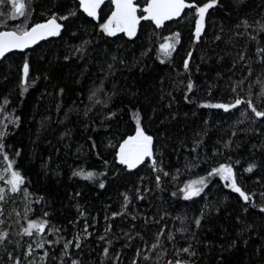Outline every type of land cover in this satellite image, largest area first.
Returning <instances> with one entry per match:
<instances>
[{"label": "snow or ice", "instance_id": "obj_1", "mask_svg": "<svg viewBox=\"0 0 264 264\" xmlns=\"http://www.w3.org/2000/svg\"><path fill=\"white\" fill-rule=\"evenodd\" d=\"M246 2L232 0L238 12ZM108 6H111L110 14L104 12ZM224 7V0H143V6L137 0H107V4L105 0H77L75 6L49 10L50 14H45L47 18L37 22L33 19V0H0V61L17 50L27 57L26 50L35 51L34 46L49 37L61 41L65 37L79 39L81 43L71 45L64 60L84 59L98 39L107 41L123 34L134 42L138 32L143 33L142 21L147 22L153 32L142 46L140 59L133 63L143 73L147 65H140L145 59H158L160 64L176 71L167 88L164 79L159 80V103L171 109L176 100L174 93L181 91L185 102L194 103L198 108L222 110L227 114L225 122L230 121L228 129L214 141L209 137L208 121L183 140L162 137L150 127L151 117L133 102L138 92L129 90L124 99L114 104L120 96L116 74H122L129 64L115 54L105 53L110 60L105 59L100 65L98 82L88 90V104L82 110L69 109L64 113V120L59 122H66L72 112L79 115L82 111L84 117L93 111L103 115L101 124L108 122L113 132L104 146L112 150V163L121 167L116 171L109 160L96 151L104 171L86 170L81 166L71 175L95 183L99 189L131 176L136 180L130 181L131 187L125 185V190L119 193L118 209L105 211L102 234L94 235L89 231L99 224V217L90 219L87 208L79 203L77 217L70 221L77 230L69 233L63 226L52 223L54 210L49 211L47 200L43 196L36 198L30 191L31 178L18 164L21 151H12L7 143L8 137L20 127L21 117L16 114L15 106L9 107L12 101L8 96L0 97V161L3 162L0 168V250L9 264H206L205 257H210L207 264H231L227 254L240 246L247 247L253 234L264 236V4L256 15L244 12L227 29L221 24L217 30L212 15ZM18 18L21 22L10 27L8 21ZM173 25L186 27L189 40L182 43V33L172 30ZM74 27L80 31H73ZM156 30L170 31V34L163 37L154 51L152 42L158 35ZM209 36L213 44H223L233 51L226 53L230 63L227 71H217L209 78L210 82L205 80L201 84L192 79V68L198 72L199 66L190 65V61L194 53L203 61L200 50L209 44ZM181 51L185 56L180 61L181 70H177L175 58ZM217 56L218 63L225 60L224 55L217 53ZM37 79L39 77L30 76V63L25 58L21 67L20 94L34 87ZM201 91L208 97L226 92L230 99L197 103L193 97ZM64 93L65 89L59 88V96ZM129 110L135 126L131 133L120 132V114L127 115ZM155 112L153 108V117ZM41 127H44L43 121ZM70 135L71 129L63 133V137ZM89 141V151L98 148L96 140L89 137ZM241 147L245 148L243 156ZM171 155L178 161L183 158V164H166V157ZM51 162L49 157L44 165L45 174ZM201 164L206 167L201 168ZM196 168L204 174L197 179H181ZM245 174L252 175L246 177ZM56 175L60 173L57 171ZM80 195L76 192L73 199ZM18 197L24 203L23 213L12 209L5 216V206L16 203ZM157 197L172 210L156 206L154 212L142 215L137 204L142 201L153 204ZM181 201L190 203L181 204ZM33 204L41 205L43 211L38 214ZM176 205L182 211H177ZM13 214L20 224L15 237L11 223L7 229L4 227ZM117 218L120 222L115 227L120 230L114 231L113 222ZM220 219L229 223L231 231L224 228L223 236L205 243L200 238L205 226ZM24 237L28 238L27 243ZM117 243H120L119 248ZM254 251L260 257V264H264V246Z\"/></svg>", "mask_w": 264, "mask_h": 264}, {"label": "trees", "instance_id": "obj_2", "mask_svg": "<svg viewBox=\"0 0 264 264\" xmlns=\"http://www.w3.org/2000/svg\"><path fill=\"white\" fill-rule=\"evenodd\" d=\"M137 2L143 6V0H137ZM76 3L77 0H33V7L35 8L33 19L42 22L47 18L45 14L49 13V10H63L69 5L75 6ZM105 3L107 4V0H105ZM224 4L223 9L215 11L212 15L217 30L221 24L227 29L244 12L256 15L260 11V5L264 4V0H247L246 4L241 6L240 12L236 10L232 0H224ZM110 8L111 6L105 7L104 12L110 14ZM20 22V18L15 21H8L10 27ZM141 27L143 33L138 32L134 42L123 34H119L116 38H108L107 41L96 38L98 42H95L89 48V54L84 59L74 57L69 61L64 60L65 53L71 50L70 46L81 43L79 39L65 37L61 41L59 38L54 37L45 40L35 48V51L26 52L27 57L24 53H14L0 62V97L8 96L12 101V105L9 107L15 106L16 114L21 117L20 127L14 130V135L8 137V146L12 151H21L18 161L19 167L31 178L32 187L30 191L35 193L36 198L43 196L48 202L49 211L54 210L52 223L57 227L63 226L69 233H74L77 230L76 227L71 225L70 221L77 217L76 205L79 203L87 208L90 219L91 217H99V224L95 229L90 228L89 231H92L94 235L97 233L102 234L105 211L117 210L119 207V193L125 190V185L131 187L130 181L136 180L135 176H131L108 184L106 189H99L95 183L71 175L74 169L81 166H84L86 170L104 171L101 160L95 155L96 151L101 152L116 171H119L121 167L112 163L110 154L112 150L104 146L107 144L108 139L113 136V132L108 127V122L101 124L103 115L93 111L88 117H84L82 111L79 115L72 112L66 122H59L64 120V113L68 112L69 109L82 110L88 104V90L94 82H98V77L101 75L100 65L104 63L105 59L110 60V56L106 57L105 53L115 54L129 64V68L123 70L122 74L121 72L116 74L120 96L116 98L114 104L118 103L120 99H124L127 91L138 92L139 96L133 102L151 117L149 120L150 127L154 131H158L162 137H170L172 141H176L177 138L183 140L186 136L191 137L194 130L201 129L204 126V121H208L210 125L209 137L214 141L218 136L223 135V130H227L229 127L230 121L225 122L227 114L223 113L222 110L198 108L194 103L185 102L181 91L174 93L176 100L171 109L159 103V80L164 79L167 88L169 82L175 78L176 71L160 64L158 59H145L140 66L147 65V67H145L143 73L139 71L133 61L140 59L142 46L147 43L148 34L153 32V28L149 27L147 22L142 21ZM88 30L92 32L90 26ZM172 30L181 31L182 43L189 40L188 29L183 25H173ZM73 31H80V29L74 27ZM156 32L158 35L154 36L152 42L154 51L159 43L163 42V37L170 34V31L156 30ZM93 38H95V33H93ZM200 51L204 57L203 61L196 53L193 54V59L190 61V65L199 66L198 72L195 67L192 68L193 80H198L201 84L205 80L210 82L209 78L214 77L217 71L226 72L227 67H230L229 57L226 53L233 51V49L231 47L225 48L223 44H219V46L213 44L211 36H209V44L205 45ZM217 53L225 56L223 62L218 63ZM184 56V51L176 56L177 70H181L180 61ZM25 58L30 63V76L39 77V79L36 80L34 87H30L26 93L21 95V67ZM61 87L65 89L62 97L58 94ZM225 97H227L226 92H222L220 96H216L214 93L213 97H208L201 91L193 99L197 103H204L209 100L211 102H224ZM227 98L230 99V97ZM127 99L131 98L128 97ZM57 106H59V110ZM153 108L156 109L154 117L152 116ZM132 115L133 113L130 110L127 111V115L123 112L120 114V120L118 121L120 132L131 133L135 126ZM173 116H175V119L172 118ZM42 121L44 122L43 128L41 127ZM161 121H164V123H161ZM86 124H90V126L86 127ZM67 129H71V135L70 137H63V133ZM217 129H221V131ZM89 137L97 141V149L89 151ZM116 138L118 139V137ZM100 141H103V143L101 144ZM252 143H255V140ZM240 153L242 156L245 154L244 147H241ZM49 157L52 158V162L47 174H45L44 165ZM165 163H171L172 165L179 163L182 165L183 158L178 161L175 155H171L170 158L166 157ZM2 167L3 162L0 161V168ZM203 167H206V165L201 164V168ZM57 171L60 175H56ZM203 174L200 168H196L182 176L181 179H197L199 175ZM249 175L252 174H245L246 177ZM109 179H111V174ZM246 183L251 186L250 181L246 180ZM224 191L228 192L229 190L225 189ZM76 192L81 195L73 199ZM166 196L167 194H165ZM180 203L190 202L181 201ZM108 205L111 207L108 208ZM156 206L172 210L169 204H162L159 197L153 204H148L146 201L137 204L142 215L148 214L149 211L154 212ZM32 207L37 209L38 214L43 211L39 204H33ZM175 207L177 211H182L179 205ZM12 209L23 213L24 203L22 198L18 197L16 203L5 206V216H8ZM188 211L191 214V210ZM119 222L120 218L113 222L114 231L120 230L115 227ZM9 223L12 225V232L15 237L16 232L20 230V224L17 223L14 214L8 223L4 225L5 229L8 228ZM169 226L171 227V222ZM209 228H211V231H208ZM224 228L231 231L229 223L224 219L215 221L205 226L200 238L205 243L215 241L218 237L223 236ZM155 230L153 227L152 231ZM24 242H28L27 237H24ZM262 246H264V236L253 234L247 247L240 246L238 250H234L227 255L231 264H260V257L254 250ZM95 247L98 250V245ZM116 247L119 248L120 243H117ZM128 255H131V252ZM211 255H215V253ZM92 259L95 260V257H92ZM209 259L210 257H205L206 264ZM0 264H9L2 250H0Z\"/></svg>", "mask_w": 264, "mask_h": 264}, {"label": "water", "instance_id": "obj_3", "mask_svg": "<svg viewBox=\"0 0 264 264\" xmlns=\"http://www.w3.org/2000/svg\"><path fill=\"white\" fill-rule=\"evenodd\" d=\"M51 38H54V37H49L48 39H51ZM44 41H41L38 45H35L34 46V48H36V47H38L40 44H42ZM30 50H32V49H28V50H26V52H28V51H30ZM14 53H20L18 50L17 51H14L13 53H9L8 54V56L9 55H11V54H14ZM0 62H2V61H0Z\"/></svg>", "mask_w": 264, "mask_h": 264}]
</instances>
